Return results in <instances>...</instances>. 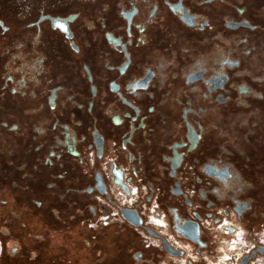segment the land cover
Returning a JSON list of instances; mask_svg holds the SVG:
<instances>
[{"label": "flooded vegetation", "instance_id": "flooded-vegetation-1", "mask_svg": "<svg viewBox=\"0 0 264 264\" xmlns=\"http://www.w3.org/2000/svg\"><path fill=\"white\" fill-rule=\"evenodd\" d=\"M110 208L120 220L89 228ZM224 219L264 220V0H0L3 264H55L30 220L79 223L94 264H157L168 236L206 264ZM111 227L140 252L117 232L103 245ZM253 230L243 257L264 247Z\"/></svg>", "mask_w": 264, "mask_h": 264}, {"label": "rangeland", "instance_id": "rangeland-1", "mask_svg": "<svg viewBox=\"0 0 264 264\" xmlns=\"http://www.w3.org/2000/svg\"><path fill=\"white\" fill-rule=\"evenodd\" d=\"M230 222H233L234 225L239 227V224H237L233 220H230ZM211 224L212 225L209 228L208 233L211 236L210 237L211 238L210 239V243H212V246L213 247L215 246V248L213 249V247H212L213 251L208 249V248L200 251L201 252L200 255H202L203 257L207 258V262L206 263H208V264L209 263H214L216 261V258L220 255V251H219L220 248H224L226 250V248L223 246L226 241L231 243L232 240H235V237L231 236V235H229L228 238L222 236L216 230V227H219V224L216 227H215V225L213 223H211ZM240 227L242 229V233H244V234H242V235H244L242 237V241H243V243L245 245L244 244L243 245L234 244V246H236L235 249L228 250V252L226 251L225 253H227V255L230 256L231 258H234V254L236 255L238 252H240L242 250L246 251L248 249L253 248L252 246L254 244V241L250 240L251 237H249V236L246 237V233L248 234V232L252 228L254 229L253 230L254 234L252 235L253 239L258 241V242H264V220L258 221V222L254 223V224H251V226L249 225V227H250L249 231H247L242 225ZM34 228H36L37 230H36V232L34 230L33 234L34 233L35 234H42L45 231L48 232L47 233L48 234V237H47L48 238L47 239L48 243L46 244V246H48V244H49V248H51L53 250L54 254L57 253L58 258H59V259L55 260V264L58 263V262H60L62 264H94L95 263L92 260L93 258L91 257L93 252H94V251L90 250V249H92V247L86 246L83 243V241L81 242L80 246H77V244H76V241H77L75 239L76 232H78V230H80V228H81L79 223H77L73 227L70 226L69 227L70 229L67 228L66 226L59 225V226H57L56 229L49 230V227H45V226H44V229H41L40 224H37L34 220H30V223L27 224V228L26 229L31 232ZM83 229H85V228H83ZM125 231L127 232L126 235H125ZM115 232L120 233V234H124V236L126 237V240H128V241H131L130 238H132L134 240V242L132 243V246H134L135 249H133L134 251H132V256L134 254H136L137 251L140 252V250H141L140 247L143 244L141 236L136 231H129V229H127L126 227H111V228H109L108 230L105 231V233H111V234H104V232L101 233L100 236H102V238L104 240L103 241V245H106L107 242H109L110 239H112L111 236H113ZM68 236H69V238H68ZM83 236L85 237V235H83ZM89 236H90V234H89ZM240 236L238 238H241ZM7 242L8 243L6 245H3L5 243L0 239V258H1L2 254L4 252L7 253V252H9L10 248L16 246V245H14L16 243L13 242V240H9L8 239ZM153 242L156 243V241H153ZM156 252L158 253V251H156ZM94 254L96 255L95 252H94ZM102 255H103V252H102ZM194 255L195 254L193 252L192 256H194ZM196 257L198 258L197 261H200V257H198L197 255H196ZM160 259H158L157 264L158 263L160 264L162 262H166L168 264H180L182 261L185 260V255L182 256V258H180V261H177L176 263H174V261L170 260L168 257L163 258L161 260V262H159ZM241 259L242 258H240L238 260L237 264L240 263ZM18 260H21V259H18ZM252 263L253 264H264V255L258 254L256 257H254L253 259L249 260L248 264H252ZM0 264H3V263L0 261ZM181 264H183V263H181Z\"/></svg>", "mask_w": 264, "mask_h": 264}, {"label": "built area", "instance_id": "built-area-1", "mask_svg": "<svg viewBox=\"0 0 264 264\" xmlns=\"http://www.w3.org/2000/svg\"><path fill=\"white\" fill-rule=\"evenodd\" d=\"M99 212L100 213L95 218V220L88 225L89 228H91V229H95V228L103 229V228L108 227L113 222H115L116 220L119 219V217L117 216V211L115 209H113V208H110L107 211L103 210V211H99ZM160 221H161V219L155 218L153 216H150L149 219L147 220V224L149 225V227L155 228L154 227L155 224L159 225ZM234 227L236 228L235 233L234 234H229L228 230L231 229V228H234ZM218 231H219V233H221L222 236L227 237V238L229 237V235L234 236L235 240L237 239L236 236H235L237 234H240L241 238L243 237L242 230L239 227H237L236 225H234L233 222H230V220H225L224 219L219 224ZM165 238H166V242L170 245L171 248H173V245H172V242H171L172 240L169 238V236L165 237ZM235 240H232V241H235ZM180 243H181V245L183 247V251L185 253V260L182 261L181 263L185 264L187 261H190L192 263L197 262L198 258L196 257V255L192 256L193 250L191 249V247L188 244H184L182 242H180ZM227 243H230V242L226 241L224 243V245H223L224 247H226V249H228V246L226 245ZM154 244H157V242L154 243ZM252 247H254V244H253ZM173 249L176 250L175 248H173ZM184 249H186V250H184ZM219 251H220V255L216 258V261L214 263H209V264H223V263H219V262H220L221 257H225V255H223V249L220 248ZM244 252H248V250H246ZM168 258L170 260L174 261V263H176L177 261H180V258L170 257V256H168ZM239 258H235V260H234L235 262L233 264H237ZM204 259L207 262V258H204ZM222 261L223 260H221V262ZM230 263H232V262H230ZM160 264H168V263L162 262ZM206 264H208V263H206Z\"/></svg>", "mask_w": 264, "mask_h": 264}, {"label": "water", "instance_id": "water-1", "mask_svg": "<svg viewBox=\"0 0 264 264\" xmlns=\"http://www.w3.org/2000/svg\"><path fill=\"white\" fill-rule=\"evenodd\" d=\"M121 216L123 218V220L128 223L129 225H131L132 227H139L141 225V221L139 219V217L137 216L135 211H131V210H121ZM182 229L187 228V225H184L181 227ZM148 233L151 234V231L148 230ZM181 236L193 243H198L199 241L197 239V234L195 232L194 233H190V234H186L183 230L180 232ZM162 246L163 249L165 251V253L169 256L172 257H182L183 256V252L182 251H175L173 250L170 245L164 240L162 239ZM257 252L261 255H264V247L263 246H259L257 248ZM198 253V252H197ZM255 256V253H252L249 257L245 256L241 259L239 264H247V262L249 261V258H253Z\"/></svg>", "mask_w": 264, "mask_h": 264}, {"label": "trees", "instance_id": "trees-1", "mask_svg": "<svg viewBox=\"0 0 264 264\" xmlns=\"http://www.w3.org/2000/svg\"><path fill=\"white\" fill-rule=\"evenodd\" d=\"M79 238H81V236H79ZM130 240H131V242L133 243L134 242V240L132 239V238H130ZM130 242V241H129ZM76 244H77V246H80L81 244H79L78 242H76ZM129 245H131L130 243H129ZM60 250V249H59ZM109 251L112 253V252H114V249H109ZM26 259V261H25V263H23V264H33L32 263V261L30 260V256H29V254L28 255H26V257H25ZM78 258V257H77ZM76 258V259H77ZM51 259H54V260H57L58 259V255H57V253L56 254H52V256H51ZM87 259V258H86ZM15 259H7V262H6V259H5V263L4 264H15ZM56 264H62V263H60V262H58V263H56Z\"/></svg>", "mask_w": 264, "mask_h": 264}, {"label": "bare ground", "instance_id": "bare-ground-1", "mask_svg": "<svg viewBox=\"0 0 264 264\" xmlns=\"http://www.w3.org/2000/svg\"><path fill=\"white\" fill-rule=\"evenodd\" d=\"M172 243H173V245H177V242H174V241H171ZM244 254H245V252L242 250V251H240V252H238L236 255L234 254V258H231L230 256H228L229 257V259L228 260H226V258L224 257L222 260V262H221V260H220V263H223V264H233L235 261H233V260H235V258H243V256H244ZM239 258V259H240ZM231 260V261H230ZM233 261V262H232ZM230 262H232V263H230ZM253 264V263H252Z\"/></svg>", "mask_w": 264, "mask_h": 264}]
</instances>
